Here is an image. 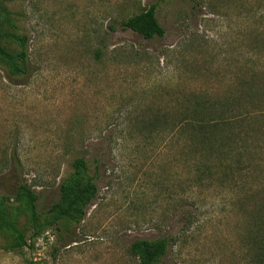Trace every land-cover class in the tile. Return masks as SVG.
<instances>
[{
  "label": "rangeland",
  "instance_id": "rangeland-1",
  "mask_svg": "<svg viewBox=\"0 0 264 264\" xmlns=\"http://www.w3.org/2000/svg\"><path fill=\"white\" fill-rule=\"evenodd\" d=\"M154 5L163 37L122 28ZM0 12V43L29 69L0 57V208L24 236L0 227V264H139L132 245L162 238L157 264H241V164L182 152L161 116L240 102L264 148V0H0ZM76 158L97 196L83 218L56 221ZM20 182L39 196L37 223L14 198Z\"/></svg>",
  "mask_w": 264,
  "mask_h": 264
},
{
  "label": "trees",
  "instance_id": "trees-1",
  "mask_svg": "<svg viewBox=\"0 0 264 264\" xmlns=\"http://www.w3.org/2000/svg\"><path fill=\"white\" fill-rule=\"evenodd\" d=\"M121 26L124 30L140 34L146 40L165 35L164 28L156 18L155 5L123 21ZM2 37L3 35H0V39ZM10 37L22 41L15 35ZM0 57L11 66L12 73L20 77L28 75L29 69L20 66L16 61L17 58H21L22 63L27 65L26 52L14 56L0 43ZM249 96L247 94L245 97ZM239 103L236 102L230 106L226 99L208 100V102L197 99L191 109L188 108L179 113L177 123H168V114L162 115L161 119H165L162 126L165 138L178 147L180 145L182 152L193 154V157L213 158L220 154L228 157L226 159L236 157L233 159L241 164V171L245 177L242 179L245 190L242 197L244 198L239 202V214L242 220L240 261L241 264H264V194H254L249 180V177H253L255 170H261L263 166L264 148L258 142L257 130L246 129L247 125L255 124L257 117L251 109ZM234 160L230 163H234ZM18 161L17 157L13 158L15 169L19 168ZM72 168L74 170L72 176L60 185L59 199L51 207L52 211L56 212V221L71 216L83 218L87 207L97 196V187L93 178L83 180L81 177L88 169L86 160L76 158ZM198 168L201 166L199 165ZM14 198L18 201L22 199L27 203L33 220L37 223L40 214L39 196L25 183L20 182ZM0 227L8 229L17 240L18 246H22L20 241L24 243L23 234L14 222L6 218L2 208H0ZM168 247L169 242L166 238L154 241L139 240L132 245L131 251L139 259V264H157L166 256Z\"/></svg>",
  "mask_w": 264,
  "mask_h": 264
}]
</instances>
